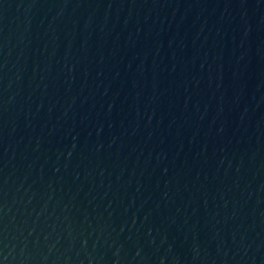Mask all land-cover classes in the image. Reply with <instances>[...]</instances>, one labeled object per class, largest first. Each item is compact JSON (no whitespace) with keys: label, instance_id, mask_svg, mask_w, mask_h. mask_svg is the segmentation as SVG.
Returning a JSON list of instances; mask_svg holds the SVG:
<instances>
[{"label":"water","instance_id":"water-1","mask_svg":"<svg viewBox=\"0 0 264 264\" xmlns=\"http://www.w3.org/2000/svg\"><path fill=\"white\" fill-rule=\"evenodd\" d=\"M0 264H264V0H0Z\"/></svg>","mask_w":264,"mask_h":264}]
</instances>
